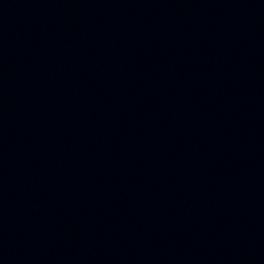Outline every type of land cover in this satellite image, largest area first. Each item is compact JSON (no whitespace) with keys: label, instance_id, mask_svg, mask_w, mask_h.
<instances>
[{"label":"water","instance_id":"95a60500","mask_svg":"<svg viewBox=\"0 0 264 264\" xmlns=\"http://www.w3.org/2000/svg\"><path fill=\"white\" fill-rule=\"evenodd\" d=\"M0 264H264V0H0Z\"/></svg>","mask_w":264,"mask_h":264}]
</instances>
